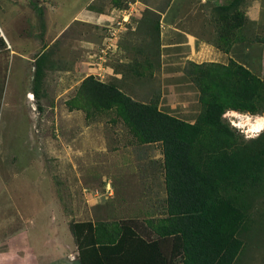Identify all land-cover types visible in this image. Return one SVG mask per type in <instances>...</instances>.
<instances>
[{"label": "rangeland", "instance_id": "374dc122", "mask_svg": "<svg viewBox=\"0 0 264 264\" xmlns=\"http://www.w3.org/2000/svg\"><path fill=\"white\" fill-rule=\"evenodd\" d=\"M228 1L0 0V264H78L79 221L116 232L130 224L145 238L158 237L150 221L168 217L162 143L144 142L117 106L94 108L79 91L93 75L134 101L196 122L211 71L203 65L233 58L179 60L189 49L175 52L162 40L180 10L197 3L221 35L215 46L228 52L235 40L263 41L241 8L221 9ZM110 36L113 50L101 59ZM257 62L246 60L264 80V60ZM218 72L222 81L225 70ZM223 117L245 140L264 132L252 130L264 112L229 108ZM252 217L236 264H264V196ZM172 245L161 239L166 252Z\"/></svg>", "mask_w": 264, "mask_h": 264}, {"label": "trees", "instance_id": "16d2710c", "mask_svg": "<svg viewBox=\"0 0 264 264\" xmlns=\"http://www.w3.org/2000/svg\"><path fill=\"white\" fill-rule=\"evenodd\" d=\"M241 1L229 0L221 9L239 10ZM203 67L212 72L206 73L204 106L194 123L134 101L93 75L83 81L79 92L91 106H117L144 142L162 143L168 217L150 221L156 238L143 237L130 224L116 232L105 223L75 222L80 264L237 263L244 248L240 235L250 226L255 199L264 196V132L245 140L223 116L229 108L263 113L264 80L233 59ZM214 68L225 70L222 81ZM169 237L173 245L166 252L161 239Z\"/></svg>", "mask_w": 264, "mask_h": 264}, {"label": "crops", "instance_id": "0c3cea01", "mask_svg": "<svg viewBox=\"0 0 264 264\" xmlns=\"http://www.w3.org/2000/svg\"><path fill=\"white\" fill-rule=\"evenodd\" d=\"M263 2L264 0H242L239 5V9L241 8L248 17L249 25L247 26L251 28L252 33L254 32L256 35H264ZM192 5L193 8L188 9L187 13H183L180 10V15H178L176 21H174L176 23H173V28L171 29L170 35H168V40H162L163 46H166L165 44L169 43L171 44V50H176L175 52L184 53L186 49H189L187 55L180 57L177 56L176 58L179 60L183 59V61L190 59L198 63L202 58H204L206 62H209L207 60L212 61V57L218 56L219 53H221V55L224 54L226 56L225 59L227 60L229 59L230 54L231 58L249 69L254 63L252 66L247 65L246 60L258 61L255 65L260 64V61L264 60V57L262 56V52L264 53V47L258 40H235L228 52L225 48L222 49L219 44L215 46L213 39L214 36L217 35L220 38L221 35L215 30V27L210 24L211 21L205 10L207 6L197 3H193ZM163 16H165V14H163ZM222 63L225 62L222 60ZM72 262H75V260ZM77 262L80 264L79 261Z\"/></svg>", "mask_w": 264, "mask_h": 264}, {"label": "built area", "instance_id": "2783aa9c", "mask_svg": "<svg viewBox=\"0 0 264 264\" xmlns=\"http://www.w3.org/2000/svg\"><path fill=\"white\" fill-rule=\"evenodd\" d=\"M127 19H128L127 17L123 16L124 21H127ZM119 24H121V22H119ZM111 33H112V35H115L114 32L111 31ZM111 36L108 37L109 42L107 44L105 43L104 46H101V48L99 49L97 56L101 59L103 58L104 55L109 54L113 50L112 49V44H113L112 40L113 39Z\"/></svg>", "mask_w": 264, "mask_h": 264}, {"label": "bare ground", "instance_id": "6f19581e", "mask_svg": "<svg viewBox=\"0 0 264 264\" xmlns=\"http://www.w3.org/2000/svg\"><path fill=\"white\" fill-rule=\"evenodd\" d=\"M246 123V121H245ZM249 125V124H248ZM264 129V117H259L256 121L254 126L252 127V130L255 132H260Z\"/></svg>", "mask_w": 264, "mask_h": 264}]
</instances>
